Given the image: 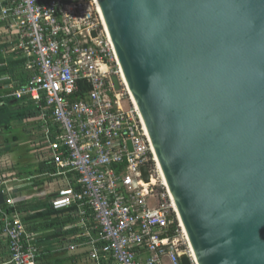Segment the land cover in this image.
I'll list each match as a JSON object with an SVG mask.
<instances>
[{
	"label": "water",
	"instance_id": "obj_1",
	"mask_svg": "<svg viewBox=\"0 0 264 264\" xmlns=\"http://www.w3.org/2000/svg\"><path fill=\"white\" fill-rule=\"evenodd\" d=\"M95 2L197 264H264V0Z\"/></svg>",
	"mask_w": 264,
	"mask_h": 264
},
{
	"label": "built area",
	"instance_id": "obj_2",
	"mask_svg": "<svg viewBox=\"0 0 264 264\" xmlns=\"http://www.w3.org/2000/svg\"><path fill=\"white\" fill-rule=\"evenodd\" d=\"M0 20L16 33L31 72L14 95L36 105L54 176L78 181L58 192L52 209L75 207L82 227L92 225L69 250L88 248L94 264H183V256L197 264L95 0H0ZM7 183L0 170L4 195ZM0 224L10 264H41L24 222L3 214Z\"/></svg>",
	"mask_w": 264,
	"mask_h": 264
},
{
	"label": "crops",
	"instance_id": "obj_3",
	"mask_svg": "<svg viewBox=\"0 0 264 264\" xmlns=\"http://www.w3.org/2000/svg\"><path fill=\"white\" fill-rule=\"evenodd\" d=\"M17 42L16 33L0 20V69H8L0 76V170L8 182L0 219L6 214L24 222L29 241L38 247L41 264H94L88 248H68L75 238V243L83 242L81 235L84 229H91V222L83 228L75 208L51 210L58 192L69 186L76 188L78 181L72 174L54 176L57 166L36 105L29 97L18 99L14 95L29 80L18 65L22 58L16 51ZM9 199L14 200L13 206L7 205ZM10 257L9 240L0 232V264H10Z\"/></svg>",
	"mask_w": 264,
	"mask_h": 264
},
{
	"label": "trees",
	"instance_id": "obj_4",
	"mask_svg": "<svg viewBox=\"0 0 264 264\" xmlns=\"http://www.w3.org/2000/svg\"><path fill=\"white\" fill-rule=\"evenodd\" d=\"M18 65L20 66V67H22L23 69H24V73L25 74H28V78L30 77V75H31V72L29 71V70H27L26 69V67H25V61L23 60V59H21L20 61H18ZM8 72V69H0V76L1 75H3L4 73H7ZM81 86H83V84L81 85ZM86 91V90H85ZM36 111V110H35ZM37 113H38V111H36ZM37 115V114H36ZM75 176V175H74ZM75 181V180H74ZM78 188V185L76 186V189ZM73 208H75V207H72V208H70V209H73ZM51 210H53L52 208H51ZM74 210V209H73ZM9 212L11 211V210H8ZM75 212H76V215L78 214V209L77 208H75V210H74ZM71 219H73L72 217H70ZM72 220H70V221H66V222H71ZM1 228V227H0ZM0 232L2 233L3 232V230H1L0 229ZM77 239L75 238L74 240H72L74 243H75V241H76ZM90 260V259H89Z\"/></svg>",
	"mask_w": 264,
	"mask_h": 264
},
{
	"label": "bare ground",
	"instance_id": "obj_5",
	"mask_svg": "<svg viewBox=\"0 0 264 264\" xmlns=\"http://www.w3.org/2000/svg\"><path fill=\"white\" fill-rule=\"evenodd\" d=\"M122 81H123V84L126 86V88H127V84H126V82H125V80H124V77L122 76ZM128 89V88H127ZM129 91V90H128ZM129 93H130V91H129ZM130 96H131V98H132V101L134 102V104H135V101H134V99H133V97H132V95H131V93H130ZM136 105V104H135ZM159 167H160V165H159ZM161 169V168H160ZM161 174H162V179L164 180V184H166V181H165V179H164V175H163V172H162V170H161ZM166 186H167V184H166ZM185 229V228H184ZM186 231V230H185Z\"/></svg>",
	"mask_w": 264,
	"mask_h": 264
},
{
	"label": "rangeland",
	"instance_id": "obj_6",
	"mask_svg": "<svg viewBox=\"0 0 264 264\" xmlns=\"http://www.w3.org/2000/svg\"><path fill=\"white\" fill-rule=\"evenodd\" d=\"M125 106H126V108H128V107H129V103H128V101H127V100H125Z\"/></svg>",
	"mask_w": 264,
	"mask_h": 264
}]
</instances>
